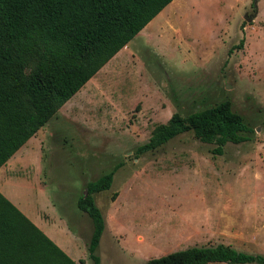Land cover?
Wrapping results in <instances>:
<instances>
[{"label":"rangeland","instance_id":"374dc122","mask_svg":"<svg viewBox=\"0 0 264 264\" xmlns=\"http://www.w3.org/2000/svg\"><path fill=\"white\" fill-rule=\"evenodd\" d=\"M156 17L152 38L134 36L38 130L27 161L5 164L2 193L81 264H94L93 223L77 199L110 171L93 194L100 264L218 243L264 255V0H172ZM224 100L249 140L217 154L187 131L137 152L174 112Z\"/></svg>","mask_w":264,"mask_h":264},{"label":"trees","instance_id":"16d2710c","mask_svg":"<svg viewBox=\"0 0 264 264\" xmlns=\"http://www.w3.org/2000/svg\"><path fill=\"white\" fill-rule=\"evenodd\" d=\"M171 1L0 0V167ZM187 131L215 143L214 153L221 154L227 142L249 140L251 128L224 100L186 116L174 112L136 150H154ZM113 172L88 182L86 195L77 199L93 223L88 254L94 264H100L95 252L106 225L93 194L110 188ZM218 262L264 264V255L218 243L175 250L143 264ZM80 263L0 192V264Z\"/></svg>","mask_w":264,"mask_h":264},{"label":"crops","instance_id":"0c3cea01","mask_svg":"<svg viewBox=\"0 0 264 264\" xmlns=\"http://www.w3.org/2000/svg\"><path fill=\"white\" fill-rule=\"evenodd\" d=\"M166 7V6H165ZM165 7L162 9V10H165ZM161 10V11H162ZM161 11L157 14V15H159L160 13H161ZM156 15V16H157ZM154 17V18H152L139 32H138V34L140 33V34H143L145 37H153L154 36V33L157 31V30H159L160 29V25L162 24V23H164L165 21L162 19V18H159V17ZM137 35V34H136ZM135 35V36H136ZM130 42V41H129ZM128 42V43H129ZM127 45H125L124 46V48L126 47ZM121 50V49H120ZM119 50V51H120ZM118 51V52H119ZM117 52V53H118ZM87 83V82H86ZM85 83V84H86ZM38 132V131H37ZM36 132V133H37ZM35 133V134H36ZM35 134L32 136V137H30L28 140H27V142L23 145V146H21L7 161H6V163H4L1 167H0V191L2 192V190H1V187L3 186V182H4V180H6V179H9V178H12V177H8L7 176V174H6V170H4L3 168H5V164H7V163H11V164H14V162H15V160L13 161V162H11V159L17 154V153H19L18 155H22V154H24V153H26V157H23L24 159H21V164H23L25 161H27L28 160V157L32 154V151L31 150H28L29 148H30V146H32V145H34V138H35ZM14 159V158H13ZM4 195L9 199V200H11L12 202H13V198H11L9 195H7L5 192H4ZM14 203V202H13ZM15 204V203H14ZM19 209H20V207L17 205V203L15 204ZM24 214H26L30 219H31V216H29V214H27V212H26V209L24 210H22V209H20ZM33 221V220H32ZM34 222V221H33ZM36 222V221H35ZM36 225H37V223H35ZM38 227H39V225H37ZM39 228H41V227H39ZM49 235V234H48ZM50 237H51V235H49ZM52 238V240H54L55 241V243L62 249V246L53 238V237H51ZM63 250V249H62ZM66 252V251H65ZM79 258V257H78ZM73 259L74 261H76V262H79V259ZM81 264V263H80Z\"/></svg>","mask_w":264,"mask_h":264},{"label":"water","instance_id":"95a60500","mask_svg":"<svg viewBox=\"0 0 264 264\" xmlns=\"http://www.w3.org/2000/svg\"><path fill=\"white\" fill-rule=\"evenodd\" d=\"M85 195H86V192H85Z\"/></svg>","mask_w":264,"mask_h":264}]
</instances>
